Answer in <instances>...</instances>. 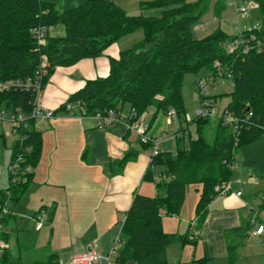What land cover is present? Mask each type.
Here are the masks:
<instances>
[{"label":"trees","instance_id":"trees-1","mask_svg":"<svg viewBox=\"0 0 264 264\" xmlns=\"http://www.w3.org/2000/svg\"><path fill=\"white\" fill-rule=\"evenodd\" d=\"M255 1L260 6L264 29V0ZM209 3L210 0L144 1L142 8L160 9L159 16H144L129 15L112 0H87L68 9L45 0H0V83L34 76L44 53L49 59L46 85L57 67L99 57L122 37L141 30V40L121 50L119 58H111L108 76L87 80L67 102L80 100L88 116L109 108L133 107L140 115L151 108L155 109V114L163 112L167 115L174 108L178 116L183 117L186 112L185 76L204 70L216 72L214 62L218 60L232 71L234 88L228 93L206 98L217 101L228 96L230 101L224 108L242 118L252 114V124L245 125L240 134L239 152L241 147L264 135L260 127L264 126V43L261 52L254 42L247 54H238L225 48L234 36L221 29L197 38L194 27L207 12ZM219 3L218 13L222 11ZM39 25L51 29L63 26L65 32L52 35L50 29L46 45L36 51L32 29ZM256 36L263 39L262 32L257 31ZM34 98L32 89L0 90V107L20 108L30 114ZM35 122L31 118L28 127L20 129V136H26L23 141L14 137L11 162L19 155L24 160L20 162L18 181L0 190L1 200L10 190L11 202L17 203L30 185L33 173L27 174L24 170L28 165L34 169L42 143L41 133L34 128ZM195 123L197 135L194 138L183 142V136L180 137L176 153L161 152L155 157L154 165H150L147 171L150 180H154V166L163 168L161 179L156 182L157 194L153 197L136 195L121 227L122 244L117 263L134 260L137 264H169L168 248L193 242V235L167 233L163 229V216L179 215L189 186L199 183L202 193L197 212L203 222L208 205L218 195L215 187L237 176L229 166L234 145L231 128L223 125L221 120L209 117L199 118ZM210 127L212 134L208 132ZM11 216L12 213L4 218L5 225ZM3 238L8 242L6 232ZM9 259L6 251L0 257V264H7ZM236 259L237 252L233 249L231 264ZM57 262L58 255L51 254L44 260L25 264ZM194 264H208V261L199 259Z\"/></svg>","mask_w":264,"mask_h":264},{"label":"crops","instance_id":"crops-1","mask_svg":"<svg viewBox=\"0 0 264 264\" xmlns=\"http://www.w3.org/2000/svg\"><path fill=\"white\" fill-rule=\"evenodd\" d=\"M45 1L61 9L79 6L62 5V0ZM51 31L63 35L65 29L57 26ZM121 50L116 42L99 57L57 67L45 85L41 102L54 111V116L37 118L35 122L42 137L40 156L25 194L10 205L12 216L5 225L10 256L7 264L44 260L51 254L58 255L56 264H68L74 254L85 251L91 243L106 254L136 195L157 194L156 182L161 179L163 168L154 166V180L147 178L150 148L136 132L124 124L99 129L94 118L74 115L62 108L87 80L108 76L110 60L119 58ZM197 83L188 92L185 114L199 105L195 94ZM212 102L217 105L216 100ZM145 117L150 121L148 134L162 139L161 152H175L180 137L187 142L197 135L195 122L183 131L184 116L174 122L163 112L155 114L151 108ZM9 126L0 120V190L10 186L9 165L15 138ZM212 130L210 127L208 132ZM177 132L178 136L172 138ZM240 153L244 165L242 175H237L244 181L242 196L218 194L201 222L197 206L202 184L193 185L188 188L181 213L163 216V229L167 233L193 235V242L168 248L169 264H194L199 259H206L208 264H231L233 249L237 252L234 264H264V234L254 233L259 225H264V135L241 147ZM42 209L46 210L47 219L38 230L36 216ZM237 228L240 230L236 231ZM124 264L137 263L129 260Z\"/></svg>","mask_w":264,"mask_h":264},{"label":"built area","instance_id":"built-area-1","mask_svg":"<svg viewBox=\"0 0 264 264\" xmlns=\"http://www.w3.org/2000/svg\"><path fill=\"white\" fill-rule=\"evenodd\" d=\"M230 4L233 6L238 24L235 26L236 34L230 45L231 50L229 52H237L238 54H247L251 48L252 43H256L258 52L263 50L264 43V29L262 28V22L250 26H242L241 18H248L256 9H259V4L255 0H231ZM195 29H204V25L198 23L194 27ZM50 27L39 25L32 29L33 36L36 40L37 46L36 51H40L43 46L47 43L48 33ZM262 32V38L259 39L256 36V32ZM214 67L216 72H208L204 78L198 80L196 97L199 100V105L195 109L194 116L187 113L184 115L183 130L186 129L190 124L195 122L199 118H212L221 120L222 124L228 126L233 131L234 145L232 150V156L229 162L230 168L237 173V156L240 141V134L245 125H251L250 120L251 113L246 117H238L233 111L223 108L216 109L213 105L211 99L206 98L209 95V89H215L216 84L223 85L226 80H232V71L227 67H224L220 61L216 60L214 62ZM49 68L48 56L44 53L41 54V62L39 68L36 70L34 76L25 79H10L0 83V90L10 91V90H29L32 89L35 92V98L32 102V111L30 114L25 113L20 108L18 109H7L5 107L0 108V120L8 122L10 127V133L15 138L19 137L20 140H24L26 136H20V129L28 127L29 119L37 118H51L54 116V111L46 109L41 102V96L45 88L44 80ZM233 82V81H232ZM234 85V83H233ZM65 110L71 114H78L81 117L88 116L85 114V109L80 100H75L67 102L65 104ZM90 117L95 119L96 127L99 129H106L118 124H124L128 130L134 131L139 135L140 141L143 144L150 145V165H154V159L161 153V138H154L148 134L150 128V121L146 119L145 114L140 115L136 108H109L103 111H98ZM167 117L174 122H177L179 116L176 109L172 108L167 113ZM264 132V126H260ZM34 128L38 130L35 123ZM178 136V132L172 135V138ZM23 157L19 155L13 162L9 165L10 174V184H15L19 179L20 162L23 161ZM34 169L31 165H28L24 173L32 174ZM243 184L244 181L238 175L233 179L224 182L215 187L218 194H229L235 193L237 196L243 195ZM11 191H6V198L4 200L0 199V257L8 250L9 243L3 234L5 232L4 218L12 213L11 210ZM47 219L46 210L42 209L36 216V229H41L44 226L45 220ZM126 220V216L122 220V225ZM191 227L193 228L194 235H198V230L195 226V221H192ZM122 227V226H121ZM256 235L264 234V225H259L255 232ZM122 244L121 231L117 235L113 246L110 251L106 254H102L96 244H89L85 251L74 254L68 264H115L116 258L119 254V249Z\"/></svg>","mask_w":264,"mask_h":264},{"label":"rangeland","instance_id":"rangeland-1","mask_svg":"<svg viewBox=\"0 0 264 264\" xmlns=\"http://www.w3.org/2000/svg\"><path fill=\"white\" fill-rule=\"evenodd\" d=\"M76 1V4H74ZM82 1V2H79ZM85 1V0H84ZM83 0H69L68 2L65 0H62L61 2L63 3L62 5H66L67 3L69 5H81L84 3ZM87 1V0H86ZM144 1H152V0H116V4L120 5L121 7L124 8V10L129 14V15H144V16H159L160 15V9L154 8H142L141 5ZM188 2H195L197 0H187ZM241 1V0H238ZM220 2V3H219ZM231 0H210L209 3V8L207 12L204 13V15L200 18L198 23H201L204 25V29H195L194 28V35L197 38L201 37H206L207 35L215 32L217 29H221L224 32H227L230 35H235L236 30L235 26L238 24L237 16L235 13V10L233 6L230 4ZM218 3L222 7V11L218 13L217 10V5ZM61 5L60 3H58ZM64 7V6H63ZM71 7V6H69ZM261 14L260 10L256 9L253 12H251L250 16L248 18H241V25L242 26H250V25H255L257 23H261ZM60 28H64L63 26H60ZM52 35H57L55 32L51 31ZM143 38V32L141 30L135 31L131 34H128L124 37H122L117 44L120 46L121 49L124 48H129L133 46L136 42L141 40ZM231 43V42H230ZM230 43L226 44L225 48L227 50H231V45ZM49 71V69H48ZM47 71V73H48ZM207 75L206 70L201 71L199 73H188L185 76V81H184V89H183V94L185 97L186 102L188 101V92L190 93L191 89H193V86L195 83L201 79L204 78ZM47 76V74H46ZM234 88L232 80H226L223 85L221 84H216V89L212 90L210 89L209 92H212L213 95H221L228 93L232 91ZM230 101V97L225 96L223 98H219L217 100V105L215 107L217 108L219 106L220 109H223ZM192 108V107H191ZM194 110L193 108L188 111L189 114L194 116ZM10 125V124H9ZM11 125L9 126V128ZM210 134V133H209ZM208 134L209 137H212ZM212 134V133H211ZM212 139V138H211ZM177 150L173 153H176ZM237 165H238V171L237 173L239 176H241V172L243 169V156L242 154L238 153L237 156ZM161 171V168H159L158 172ZM196 184H191L189 188H193V185ZM41 257V256H40Z\"/></svg>","mask_w":264,"mask_h":264}]
</instances>
